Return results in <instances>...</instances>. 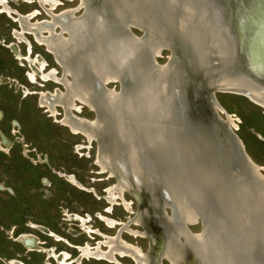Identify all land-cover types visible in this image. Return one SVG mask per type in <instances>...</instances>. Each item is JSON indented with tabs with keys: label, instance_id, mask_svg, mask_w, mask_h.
<instances>
[{
	"label": "rangeland",
	"instance_id": "1",
	"mask_svg": "<svg viewBox=\"0 0 264 264\" xmlns=\"http://www.w3.org/2000/svg\"><path fill=\"white\" fill-rule=\"evenodd\" d=\"M86 1L51 0L52 6L45 0H0V264H9L11 258L18 264H116L83 258L77 249L81 248L82 255L85 248L105 252L109 249L106 242L116 237L153 262V239L150 242L148 234L149 227L154 228L151 223L135 222L145 209L129 189L121 191V199L115 189L119 174L115 177L97 163V141L64 126L62 106L56 105L52 115L39 102L41 94L66 92L61 82L42 77L53 70L61 79L64 72L38 34L28 30L29 25L79 17L88 7ZM249 1L236 7L234 17L243 46L251 52L264 48L259 34L253 33L254 22H259L264 38V0ZM33 12L28 20H19ZM130 31L140 37V29L130 27ZM53 32L69 38L57 25ZM41 34L49 36L46 30ZM168 55V49H162L155 60L162 65ZM260 72L264 75V69ZM65 77L71 81L69 75ZM106 87L119 92L117 81ZM215 97L234 122L249 157L264 169V107L239 94L216 92ZM73 102L79 110L70 109L71 115L89 122L96 119L93 108ZM163 213L171 215L167 207ZM187 229L201 234L200 221L187 224ZM21 233L30 241L24 242V237L23 243L17 241ZM116 260L136 264L131 256ZM160 264L175 263L162 256Z\"/></svg>",
	"mask_w": 264,
	"mask_h": 264
},
{
	"label": "bare ground",
	"instance_id": "2",
	"mask_svg": "<svg viewBox=\"0 0 264 264\" xmlns=\"http://www.w3.org/2000/svg\"><path fill=\"white\" fill-rule=\"evenodd\" d=\"M45 1L53 6L51 0ZM161 1L159 4V0H104L97 7L88 6L79 17L69 15L61 18V21L59 18L54 20L52 24L29 25L28 29L36 35L38 31V40L54 54L64 72L61 79L56 78L53 70L49 75L42 76L46 81L53 79L61 82L66 92L55 91L52 98L49 94H41L40 105L47 107L52 115L55 114L56 105L62 106L65 111L63 125L74 134L84 135L89 141L93 136L102 139L105 133L113 132L109 145L99 148L97 163L102 170L119 174V185L115 189L120 197L123 189L140 191L141 183L148 179L140 160L141 153L147 149L156 151L158 157L163 156L161 149L169 144L163 135L169 134L168 130L171 131L173 127L169 118L176 96L177 69L170 60L162 65L157 62L145 63L144 54H157L161 46H168L172 40L185 43L192 49L202 72L208 77L215 75L211 79L214 84L223 88L248 89L252 99L264 107L262 88L249 84L246 78L233 72L232 41L206 3L199 0ZM107 11L113 14L110 20L106 18ZM34 14L19 19L26 21ZM116 23L138 24L144 27V33L135 37L121 32ZM56 25L68 34V39H62L61 32L59 35L53 32ZM45 30L49 33L48 41L39 39L44 37L41 33ZM15 35L22 37V33L15 32ZM123 72L136 83L132 90L126 87L114 92L108 87L94 88L93 80L96 83L98 79L104 84ZM65 74L71 76V81L66 79ZM75 100L93 109L92 102H98L102 114L92 122L76 118L70 114V109L75 108ZM75 109L79 110L77 107ZM226 116L234 128L231 117ZM165 194L172 203V209L170 216L163 213L165 227L161 230L163 243L160 257L175 264H183L185 260L188 264H254L248 236L244 247H237L234 238L227 235L228 239L221 228L214 227L215 224L204 220L205 217H201V234L189 232L187 224L199 215L194 191L176 182V185L167 186ZM259 195L257 197L261 201L264 193L262 197ZM150 202L154 207L159 205L157 201ZM262 202L259 204L264 215V200ZM125 206L129 208L128 204ZM252 207L259 208L255 204ZM142 214L136 217L135 222L142 220ZM241 216L239 223H244V213ZM261 235L264 242V225ZM106 245L109 247L106 252L100 248H85L82 249L83 255L120 264L115 258V254H119L131 256L136 264H149L147 255L123 243L118 237L109 239ZM240 254H244V261L237 257Z\"/></svg>",
	"mask_w": 264,
	"mask_h": 264
},
{
	"label": "water",
	"instance_id": "3",
	"mask_svg": "<svg viewBox=\"0 0 264 264\" xmlns=\"http://www.w3.org/2000/svg\"><path fill=\"white\" fill-rule=\"evenodd\" d=\"M103 1L88 0L86 2L90 7H97ZM199 1L206 3L216 21L223 25L229 34L234 48V61L231 66L233 72L246 78L249 84L260 86L264 94V75L260 72L264 69V48L260 50L256 47V51L252 49L251 52L244 48L241 30L234 17L236 7L239 8L246 0ZM161 3L162 1L159 0V4ZM82 8L81 14L85 6ZM112 16V12L107 11L106 18L110 20ZM254 23L253 33L259 34L264 45V38L261 37V23ZM116 24L121 32L130 33L135 37L130 27L140 29V36L144 33V27L135 23ZM162 49L169 51L164 63L170 60L177 69L176 96L169 118L173 127L171 131L168 130L169 134L163 135L169 144L161 149L163 156L160 157L157 156L156 151L143 150L140 160L148 179L141 183L140 191L129 189L138 199L140 207L146 209V213L142 214L141 222L148 225L151 223L150 226L154 228L152 230L149 227L153 235L151 244L152 249L154 248L153 262L160 264L161 260L160 252L163 243L161 230L165 227L163 210L167 207L171 212L172 209V203L165 194L166 188L178 182L181 186L194 191L197 196L195 206L199 215L191 223L200 221L201 224V217H205L204 220L214 223V227L221 228V232L226 234L228 239L234 238L237 241V247L240 248L244 247L248 236V244L251 245L254 259L252 263L264 264V242L261 235L264 215L263 209L260 208L262 205L259 204L260 202L263 204L264 200L261 196L264 193V169L255 164L247 154L241 139L219 105L215 93L228 92L243 95L256 105L263 106L252 99L253 96L248 89L223 88L214 84L211 79L215 75L208 77L202 72L192 49L185 43L172 40L168 46H161L157 54H144L143 61L156 62L155 58L159 57ZM115 81L119 83L118 91L126 87L132 90L136 86L131 77L129 79L124 72L105 81L104 84L98 79H96L97 84L95 80L92 83L95 89H104L107 83ZM92 103L96 118L97 115L102 114L100 104L96 101ZM221 114L224 116L222 117ZM110 137H113L112 131L105 133L102 139L97 135L93 136L98 143V150L106 144L109 145ZM160 153L158 152V155ZM111 174L117 177L115 173ZM257 195L263 199L261 198L260 201ZM139 196H141L140 199ZM152 200L158 202V207L151 204ZM253 204L258 205L259 208L252 207ZM154 211L156 213H152ZM242 213L246 220L244 223H239L238 219L242 217ZM188 255L189 253L186 257ZM237 257L244 261V254ZM183 264L188 262L185 260Z\"/></svg>",
	"mask_w": 264,
	"mask_h": 264
},
{
	"label": "flooded vegetation",
	"instance_id": "4",
	"mask_svg": "<svg viewBox=\"0 0 264 264\" xmlns=\"http://www.w3.org/2000/svg\"><path fill=\"white\" fill-rule=\"evenodd\" d=\"M21 18V17H20ZM23 18H25V17H23ZM20 20V19H19ZM37 34L39 35V33H38V31H37ZM39 37V36H38ZM49 38L50 37H46V36H44V37H42V38H39V39H42V40H46V41H48L49 40ZM49 93V92H48ZM47 94V93H46ZM52 93H49V95L48 96H50V98H52ZM39 102H41V95H40V101ZM67 177V176H66ZM70 178V177H69ZM149 238H150V242H151V240H152V238L153 237H151L152 236V233H151V231L149 232ZM25 236H27L26 234H24V233H21V234H19L17 237H16V240L17 241H19V242H22L23 243V241H22V238L24 239V242H29L30 241V238H27V237H25ZM78 249V251L81 253V257H83V258H85V256L84 255H82V252H81V248L79 247V248H77ZM106 252V251H105ZM151 253V252H150ZM116 256V258L117 257H120V255H118V254H116L115 255ZM148 256V258H149V255H147ZM149 262H151L150 260H149ZM8 263L9 264H12V263H15V264H18V262L14 259V258H11V259H9L8 260ZM149 264H154V262H151V263H149Z\"/></svg>",
	"mask_w": 264,
	"mask_h": 264
}]
</instances>
